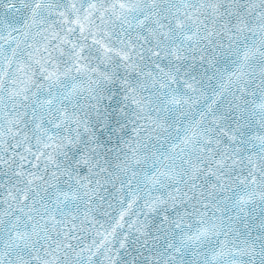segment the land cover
<instances>
[{
    "label": "water",
    "instance_id": "water-1",
    "mask_svg": "<svg viewBox=\"0 0 264 264\" xmlns=\"http://www.w3.org/2000/svg\"><path fill=\"white\" fill-rule=\"evenodd\" d=\"M0 264H264V0H0Z\"/></svg>",
    "mask_w": 264,
    "mask_h": 264
}]
</instances>
